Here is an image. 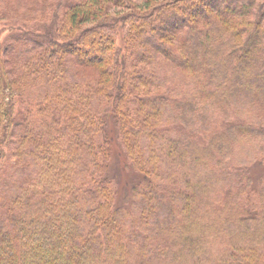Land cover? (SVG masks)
Segmentation results:
<instances>
[{"label": "trees", "instance_id": "16d2710c", "mask_svg": "<svg viewBox=\"0 0 264 264\" xmlns=\"http://www.w3.org/2000/svg\"><path fill=\"white\" fill-rule=\"evenodd\" d=\"M11 9L0 264H264V0Z\"/></svg>", "mask_w": 264, "mask_h": 264}, {"label": "rangeland", "instance_id": "374dc122", "mask_svg": "<svg viewBox=\"0 0 264 264\" xmlns=\"http://www.w3.org/2000/svg\"><path fill=\"white\" fill-rule=\"evenodd\" d=\"M14 15L15 13L13 12L12 9L5 13H2V11L0 12V17L3 16L2 18H0V39L1 40L3 39L5 41V39L8 38L9 34L12 33L11 30L6 29V27H3L2 23L7 22L8 20L11 21V20L16 19Z\"/></svg>", "mask_w": 264, "mask_h": 264}]
</instances>
